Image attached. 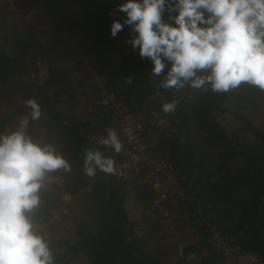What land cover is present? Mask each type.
<instances>
[{
  "label": "trees",
  "instance_id": "trees-1",
  "mask_svg": "<svg viewBox=\"0 0 264 264\" xmlns=\"http://www.w3.org/2000/svg\"><path fill=\"white\" fill-rule=\"evenodd\" d=\"M121 2L0 0V132L17 126L30 111L23 101L34 97L42 115L27 133L72 165L48 174L30 213L34 223H48L72 198L59 228L70 227V238L48 239L56 264H223L216 236L264 259V124L253 118L264 117V91L247 83L226 93L160 88L152 62L126 43L129 27L110 35L112 21L124 19ZM95 79L142 121L178 101L158 138L183 192L167 203L172 233L155 216L130 217L129 204L151 202L146 186L83 174L86 148L121 159L94 139L117 122L113 109L98 104Z\"/></svg>",
  "mask_w": 264,
  "mask_h": 264
},
{
  "label": "clouds",
  "instance_id": "clouds-1",
  "mask_svg": "<svg viewBox=\"0 0 264 264\" xmlns=\"http://www.w3.org/2000/svg\"><path fill=\"white\" fill-rule=\"evenodd\" d=\"M117 10L125 15L112 21L111 37L129 27L126 43L152 62L160 88L226 93L247 83L264 91V0H122ZM23 104L30 111L15 128L0 132V264H56L30 213L40 206L48 174L72 165L27 133L42 109L34 97ZM177 104L165 101L161 111L172 114ZM96 142L117 154L123 148L113 128ZM82 171L89 178L113 175L115 160L89 147Z\"/></svg>",
  "mask_w": 264,
  "mask_h": 264
},
{
  "label": "built area",
  "instance_id": "built-area-1",
  "mask_svg": "<svg viewBox=\"0 0 264 264\" xmlns=\"http://www.w3.org/2000/svg\"><path fill=\"white\" fill-rule=\"evenodd\" d=\"M95 80L98 86V104L114 110L117 122L113 129L116 130L123 144L122 151L119 154L116 153L121 159L115 163L116 173L113 176L131 184V187L146 186L153 198L151 202L140 207L141 212L157 217L164 229L172 233L175 216L167 203L183 197V192L176 182L172 164L168 162L158 146L160 133L171 126L169 117L158 108H152L149 120L142 121L135 117L122 102H116L113 93L102 86L100 79ZM99 137L94 139L97 140ZM106 149L111 148L106 147ZM64 199L65 204L53 213L50 222L35 223L47 239L56 237L65 218L71 215L66 203L72 198L66 195ZM138 206L140 204H137ZM215 244L223 256V264H264L261 255L246 253L239 245L219 236L215 237Z\"/></svg>",
  "mask_w": 264,
  "mask_h": 264
},
{
  "label": "rangeland",
  "instance_id": "rangeland-1",
  "mask_svg": "<svg viewBox=\"0 0 264 264\" xmlns=\"http://www.w3.org/2000/svg\"><path fill=\"white\" fill-rule=\"evenodd\" d=\"M5 22L6 21H5L4 17H0V29H1L2 25H4ZM43 72H45V69L43 70ZM229 117H231V116L229 115ZM253 118H254L255 122H257V124H264V117L257 116L255 118V115H254ZM229 119H230V121L227 122V126H232V124H234V123L232 122L231 118H229ZM127 210H128V212L130 214V217L132 219H135V214L133 213V206L129 204L127 206ZM69 228L70 227H68L66 224L64 226H62L61 230L59 231L60 236L57 234L56 237L53 236V239H57V237H64L66 240L69 239L70 238V233L72 232L71 229H69Z\"/></svg>",
  "mask_w": 264,
  "mask_h": 264
},
{
  "label": "crops",
  "instance_id": "crops-1",
  "mask_svg": "<svg viewBox=\"0 0 264 264\" xmlns=\"http://www.w3.org/2000/svg\"><path fill=\"white\" fill-rule=\"evenodd\" d=\"M132 206H133V213L135 214V220L138 221V219H139L138 216L140 217V215H141L140 207L139 208L138 207L137 208H134L135 206L134 205H132Z\"/></svg>",
  "mask_w": 264,
  "mask_h": 264
}]
</instances>
